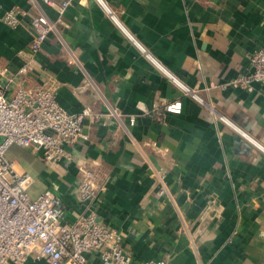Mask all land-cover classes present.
<instances>
[{"label":"crops","instance_id":"0c3cea01","mask_svg":"<svg viewBox=\"0 0 264 264\" xmlns=\"http://www.w3.org/2000/svg\"><path fill=\"white\" fill-rule=\"evenodd\" d=\"M12 6L15 28L2 20ZM40 11L53 27L30 54ZM263 42L264 0H0L4 93L51 86L67 111L90 109L69 158L16 143L5 157L31 175V197L58 196L61 222L93 212L138 262L264 264V82L230 84ZM174 99L178 113L164 109ZM21 264L48 263L31 253Z\"/></svg>","mask_w":264,"mask_h":264},{"label":"built area","instance_id":"2783aa9c","mask_svg":"<svg viewBox=\"0 0 264 264\" xmlns=\"http://www.w3.org/2000/svg\"><path fill=\"white\" fill-rule=\"evenodd\" d=\"M44 2L51 3V0ZM66 4L67 1L62 2L59 12ZM22 14L12 6L4 11L2 20L15 28L22 23ZM30 27L32 36L26 49L35 54L53 23L40 11L31 19ZM29 61L18 69L20 73L26 72ZM170 76L184 91L202 101L196 91ZM254 82H264V42L251 53L245 70L230 80L231 85L248 90L253 89ZM3 86L0 82V264H21L31 253L35 258H44L48 264H166L163 258L138 262L122 245L121 234L98 220L93 212L63 223L56 194L44 191L35 197L29 195L31 175L18 169L16 158L5 157L7 147L12 143L29 147L50 162L67 159L71 145L87 138L82 119L90 114V109L85 107L78 113L67 111L57 101L51 86H19L10 96L4 93ZM164 109L180 112L181 100L167 102ZM240 131L247 135L244 130ZM92 176V171L85 170L78 183L79 197L88 203L96 195ZM164 188L163 185L161 189Z\"/></svg>","mask_w":264,"mask_h":264}]
</instances>
